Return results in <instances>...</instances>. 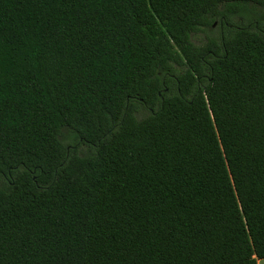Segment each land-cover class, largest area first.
I'll use <instances>...</instances> for the list:
<instances>
[{
	"label": "trees",
	"instance_id": "1",
	"mask_svg": "<svg viewBox=\"0 0 264 264\" xmlns=\"http://www.w3.org/2000/svg\"><path fill=\"white\" fill-rule=\"evenodd\" d=\"M249 4L0 0V264L264 260V27L229 22Z\"/></svg>",
	"mask_w": 264,
	"mask_h": 264
},
{
	"label": "rangeland",
	"instance_id": "2",
	"mask_svg": "<svg viewBox=\"0 0 264 264\" xmlns=\"http://www.w3.org/2000/svg\"><path fill=\"white\" fill-rule=\"evenodd\" d=\"M257 21H261L262 27H264V8L252 4L238 7L229 16V22L236 26H249L256 23ZM221 36V22L216 21L215 25L212 27L204 28L199 33L194 34L192 37V42L196 46L206 47L213 43H218V40ZM147 116L148 112L143 109H141L137 114V118L139 120H142ZM61 139L67 146L75 148L80 156L85 157L92 153V150L89 147L84 146L81 142L76 140L75 134L70 129L63 130Z\"/></svg>",
	"mask_w": 264,
	"mask_h": 264
},
{
	"label": "flooded vegetation",
	"instance_id": "3",
	"mask_svg": "<svg viewBox=\"0 0 264 264\" xmlns=\"http://www.w3.org/2000/svg\"><path fill=\"white\" fill-rule=\"evenodd\" d=\"M214 25H215V24H214ZM221 28H222V35H223V30H224V28H223V26H221ZM256 28H257V29L259 28L258 24H257ZM261 31H262V30H261Z\"/></svg>",
	"mask_w": 264,
	"mask_h": 264
},
{
	"label": "crops",
	"instance_id": "4",
	"mask_svg": "<svg viewBox=\"0 0 264 264\" xmlns=\"http://www.w3.org/2000/svg\"><path fill=\"white\" fill-rule=\"evenodd\" d=\"M258 264H264V260L259 261Z\"/></svg>",
	"mask_w": 264,
	"mask_h": 264
}]
</instances>
